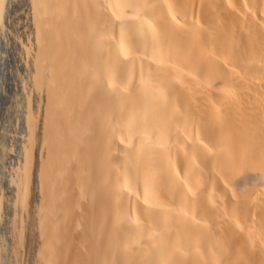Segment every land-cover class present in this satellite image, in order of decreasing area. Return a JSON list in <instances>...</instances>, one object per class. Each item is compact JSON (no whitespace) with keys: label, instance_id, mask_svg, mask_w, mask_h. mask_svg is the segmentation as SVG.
I'll use <instances>...</instances> for the list:
<instances>
[{"label":"bare ground","instance_id":"bare-ground-1","mask_svg":"<svg viewBox=\"0 0 264 264\" xmlns=\"http://www.w3.org/2000/svg\"><path fill=\"white\" fill-rule=\"evenodd\" d=\"M25 1L49 93L11 194L30 202L36 135L42 263L264 264V0Z\"/></svg>","mask_w":264,"mask_h":264},{"label":"rangeland","instance_id":"rangeland-1","mask_svg":"<svg viewBox=\"0 0 264 264\" xmlns=\"http://www.w3.org/2000/svg\"><path fill=\"white\" fill-rule=\"evenodd\" d=\"M5 3H6L5 13L3 15L4 19H3L2 27H0V264H34V263L43 264L42 261L38 258V250H39L38 248L40 247L42 243V238H43V235H42L43 229L42 227L39 226L41 225L40 222H41V218L43 215L38 209L39 208L38 207L39 206L38 195L39 193L41 194V190H39V186L41 184L36 181L37 174H36L35 168L37 167L36 164L39 161V157H38L39 155L41 157L40 158L41 161L42 162L44 161L43 157L45 159L46 154L44 153H46L45 152L46 147L42 148V146L40 145L41 143L40 139L36 141L37 139L36 135H35L36 138L34 139V141H32L33 144H32L31 151L33 153V157H37L38 159L35 158L34 162L35 161L36 162L32 164L33 167H31L30 169V171L32 172L29 173L30 191H29L28 199L30 197L32 199L31 198L29 199L30 202L27 201L24 208L23 207L21 208L19 205H16L14 203V200H13L14 197L11 194V186L19 184V181L22 179V175H20L21 172L19 171H22L21 166L23 162L20 161V158L18 155H20L19 153L21 151V144H22L23 137L24 138L26 137V132H27L26 127H25V120H24L25 113L24 112L28 108L27 105H29L32 108V110L35 112L34 115H35L36 126L38 127L41 126L40 124H42V121L44 118L43 115H45L46 111L45 110H44L45 112L43 111L44 107L42 106L41 104L42 102L40 101H41V98L46 95L48 90L45 88L46 87L45 84L42 85V89H43L42 90L40 89L41 86L33 85L31 81L32 79H30L31 74H34L35 72L34 68H35V64L37 60H36V57H34V55L32 54L34 53L33 50L30 51L31 49L34 48L35 37L33 35L34 30L32 29V27L29 26V19H26L27 18L26 12L28 10L29 5L27 1L25 0H5ZM30 45L31 46L33 45V46L31 47ZM23 46L26 50L25 49L23 50ZM42 91H43V94L41 93ZM44 92H45V95H44ZM39 106H41L43 109L40 108ZM36 107H38V109ZM58 113H60L59 106H57V108L55 109L54 115L51 116L52 113L49 115L50 117L49 120L52 121L53 119L55 120L56 118H58L60 115ZM51 117H52V120H51ZM36 142L38 144H36ZM34 143H35V147H34ZM36 145H39V146H36ZM35 151L37 152L34 155ZM33 171L35 172V174ZM33 175H35L34 178H32ZM63 175L62 177L61 175L59 176V178L61 177L60 181L62 183L58 182L59 184L57 186H59L60 184L61 185L59 186V188L56 187V192H57L56 196L58 198L57 203L60 201L62 205L63 204L65 205L67 204V202H70L71 200H73L74 202L73 201L72 202L74 203L75 206L77 205L76 203H78L79 205V203H81L82 201L79 198H78L79 202L77 201L76 198L73 199V196L75 195L72 194L73 191L70 189L72 188L74 190V194L77 195V193H75L76 191L74 189V183L71 181L68 175L66 174L65 176ZM67 179L69 180V182L70 181L71 182L69 183L68 181H66ZM12 182H15V183H12ZM63 182H65V185ZM62 185L64 187L68 186L69 188L66 187V189H64ZM40 189H41V186H40ZM61 189H64V190L60 192ZM63 193H65L66 195L64 199L65 198L67 199L65 203H63L64 202ZM67 193L68 194L70 193L69 196ZM68 197L70 198L69 200H68ZM35 199L36 201H38L36 202L37 205H35L36 204L34 202ZM31 200H33V202H31ZM60 202L57 205L59 207H62ZM72 202H70L71 205L73 204ZM32 204L34 206H37L38 208L34 207ZM74 205H72V210L73 208H76V207L77 208L76 210L74 209L75 211H72V210L71 211L72 213L75 212L76 214L74 213L72 216L69 215L70 217L66 219L65 223L67 222V224L70 226L69 229L73 227V230L71 229V231H74L73 233L74 235H76L79 232V230H81V228H83V226L85 225V222L87 221V214L85 212L86 204L83 206L81 203V206H83V208L80 205H79L80 207L78 205L75 207ZM32 207L35 209H33ZM34 212H37V214ZM84 216L86 217L84 218ZM30 218L32 219L30 220ZM71 219L79 220L78 221L79 223L78 224L74 223L72 225L71 221L72 222H75V221ZM188 220L191 221V219L189 218ZM190 227L193 229V231L198 237H202L208 234V231L205 230L207 229L205 228L207 226H204V227L190 226ZM20 229L22 231H19ZM38 229H39V232H37ZM28 231L29 233H27ZM202 232L204 233V235ZM32 233H34V235ZM34 238L38 240V244H37L36 239ZM33 242L35 245L33 244Z\"/></svg>","mask_w":264,"mask_h":264}]
</instances>
